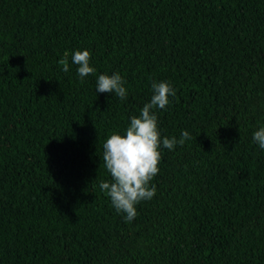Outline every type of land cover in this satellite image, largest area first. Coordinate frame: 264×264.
Returning a JSON list of instances; mask_svg holds the SVG:
<instances>
[{"label": "trees", "instance_id": "1", "mask_svg": "<svg viewBox=\"0 0 264 264\" xmlns=\"http://www.w3.org/2000/svg\"><path fill=\"white\" fill-rule=\"evenodd\" d=\"M113 73L126 99L96 93ZM160 81L162 138L192 139L161 148L128 222L102 146ZM261 126L264 0H0V264H264Z\"/></svg>", "mask_w": 264, "mask_h": 264}, {"label": "clouds", "instance_id": "2", "mask_svg": "<svg viewBox=\"0 0 264 264\" xmlns=\"http://www.w3.org/2000/svg\"><path fill=\"white\" fill-rule=\"evenodd\" d=\"M91 51L76 50L71 54V62L78 66L77 74L84 77L96 74V68L91 66ZM63 71L68 72L69 53L59 61ZM126 81L119 73L112 75L100 74L96 80V93H115L121 100L126 99ZM153 95L146 102L138 116L133 115L123 133L113 132L103 144V163L109 173L110 181L102 180L100 190L111 201L118 213H124L125 219L131 222L137 215L141 201L151 200L156 194V186L151 181L159 173V163L162 160L161 148L174 150L177 145L184 146L192 139L190 133L183 130L176 136L162 138L159 119L156 110L165 109L169 97L176 95V90L169 81L153 82ZM253 140L264 149V126L253 133Z\"/></svg>", "mask_w": 264, "mask_h": 264}]
</instances>
